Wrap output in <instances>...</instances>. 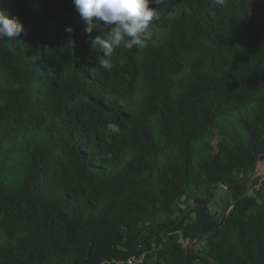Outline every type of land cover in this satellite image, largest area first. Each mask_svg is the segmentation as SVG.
<instances>
[{
  "label": "trees",
  "instance_id": "1",
  "mask_svg": "<svg viewBox=\"0 0 264 264\" xmlns=\"http://www.w3.org/2000/svg\"><path fill=\"white\" fill-rule=\"evenodd\" d=\"M152 6L165 35L151 24L147 48L105 55L90 41L113 26L86 34L72 0H0L24 26L0 40V264L125 261L138 246L142 264H264V188L248 191L264 162V0ZM217 188L224 216L227 201L208 213ZM185 197L194 209L175 207Z\"/></svg>",
  "mask_w": 264,
  "mask_h": 264
},
{
  "label": "clouds",
  "instance_id": "2",
  "mask_svg": "<svg viewBox=\"0 0 264 264\" xmlns=\"http://www.w3.org/2000/svg\"><path fill=\"white\" fill-rule=\"evenodd\" d=\"M163 3L164 0H72L75 11L85 25L86 34L93 32L97 22L113 26L108 34L111 39L97 35L90 41L91 45H98L106 50L105 55L111 53L114 45L123 44L124 48L131 50L133 46L143 49L149 46V42L154 43L150 25L160 20L162 10L152 5L159 6ZM65 31L71 35L73 29L67 27ZM22 33L24 26L19 19H10L7 13L0 11V40L15 39ZM69 46L74 47L75 41L70 39ZM99 65L104 69L112 67L110 61L103 58Z\"/></svg>",
  "mask_w": 264,
  "mask_h": 264
},
{
  "label": "rangeland",
  "instance_id": "3",
  "mask_svg": "<svg viewBox=\"0 0 264 264\" xmlns=\"http://www.w3.org/2000/svg\"><path fill=\"white\" fill-rule=\"evenodd\" d=\"M155 23L156 24H154V27H153L156 30L155 32L159 33V35H165V33L167 31V28L165 26L166 18H165L163 13H160V20L156 21ZM209 142H210V145L212 146V148L214 149L216 147V145L218 144V142H219V138H217L216 136H212V138L209 140ZM250 185H251V183H250ZM218 189L219 188H217V190ZM217 190H215V192H217ZM254 192L255 191L252 192V195L254 194ZM222 193L225 194L226 192L225 193L222 192ZM223 194H220V195H223ZM198 196H200V192H198ZM191 206L195 207L196 205L188 197H185V198L181 199L178 203L175 204V207H177L180 210H185L187 208L189 209ZM224 207H225V204H220L218 207H216V209L214 210V213H221V211L224 209ZM191 209H193V208H191ZM214 213H212V214H214ZM160 218H161L160 220L163 223L173 222L175 220V218H176V214L174 216H171V217L161 216ZM190 222H191V217H188L186 219V221H185V225L188 226ZM142 230H143V228H142Z\"/></svg>",
  "mask_w": 264,
  "mask_h": 264
},
{
  "label": "crops",
  "instance_id": "4",
  "mask_svg": "<svg viewBox=\"0 0 264 264\" xmlns=\"http://www.w3.org/2000/svg\"><path fill=\"white\" fill-rule=\"evenodd\" d=\"M255 169L256 170L254 171V175H253V179L252 180H257L258 179V184L252 186L251 189L248 190V191H251V192L253 190L258 192L259 190L264 188V186H263L264 185V181L262 183L260 182L261 180L264 179V162L257 161L256 164H255ZM222 192L225 193V190L224 189H218L217 192H215L214 201L211 202V204H209L207 206L208 213L210 215H213L212 213H214V210L216 209V207H218L220 204H225V202L228 200L227 197H226V193L223 194ZM220 194H223V195H220ZM251 195H252V193H251ZM263 195H264V192H263ZM194 204H195V202H194ZM190 208L194 209L195 207L191 206ZM188 217H191V222L189 223V225H192L194 223V221H195V217H194L193 214H190Z\"/></svg>",
  "mask_w": 264,
  "mask_h": 264
},
{
  "label": "built area",
  "instance_id": "5",
  "mask_svg": "<svg viewBox=\"0 0 264 264\" xmlns=\"http://www.w3.org/2000/svg\"><path fill=\"white\" fill-rule=\"evenodd\" d=\"M261 180L260 182H263ZM177 244L180 246V248L183 251L187 252H194L198 251L200 249L197 241L192 238H183L181 233H177ZM137 249L140 251V254L134 255L130 258H128L125 261H120V260H110V261H103L100 264H142L144 257L146 256V252L143 251V249L138 246Z\"/></svg>",
  "mask_w": 264,
  "mask_h": 264
},
{
  "label": "water",
  "instance_id": "6",
  "mask_svg": "<svg viewBox=\"0 0 264 264\" xmlns=\"http://www.w3.org/2000/svg\"><path fill=\"white\" fill-rule=\"evenodd\" d=\"M229 207H230V202L227 203L222 216H224L225 212L229 209Z\"/></svg>",
  "mask_w": 264,
  "mask_h": 264
}]
</instances>
